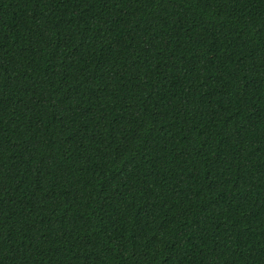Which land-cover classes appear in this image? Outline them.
<instances>
[{
    "label": "trees",
    "instance_id": "16d2710c",
    "mask_svg": "<svg viewBox=\"0 0 264 264\" xmlns=\"http://www.w3.org/2000/svg\"><path fill=\"white\" fill-rule=\"evenodd\" d=\"M0 264H264V0H0Z\"/></svg>",
    "mask_w": 264,
    "mask_h": 264
}]
</instances>
